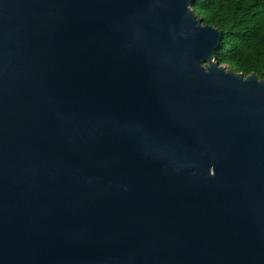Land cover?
I'll return each instance as SVG.
<instances>
[{"label":"water","instance_id":"water-1","mask_svg":"<svg viewBox=\"0 0 264 264\" xmlns=\"http://www.w3.org/2000/svg\"><path fill=\"white\" fill-rule=\"evenodd\" d=\"M193 0H0V264H264V78Z\"/></svg>","mask_w":264,"mask_h":264},{"label":"trees","instance_id":"trees-1","mask_svg":"<svg viewBox=\"0 0 264 264\" xmlns=\"http://www.w3.org/2000/svg\"><path fill=\"white\" fill-rule=\"evenodd\" d=\"M192 9L222 31L214 51L219 64L264 78V0H193Z\"/></svg>","mask_w":264,"mask_h":264}]
</instances>
